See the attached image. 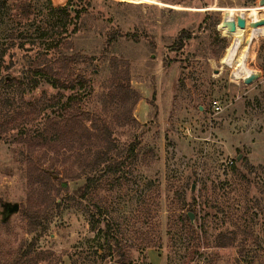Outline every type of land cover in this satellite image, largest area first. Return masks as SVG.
Here are the masks:
<instances>
[{
    "label": "rangeland",
    "instance_id": "rangeland-1",
    "mask_svg": "<svg viewBox=\"0 0 264 264\" xmlns=\"http://www.w3.org/2000/svg\"><path fill=\"white\" fill-rule=\"evenodd\" d=\"M63 2L0 0V264L34 237L30 264L118 263L92 229L97 209L131 264H264V0H72L80 19L53 44L40 34ZM47 65L74 87L52 89ZM64 105L110 136L43 124ZM104 150L118 172L91 171ZM7 202L19 209L4 218ZM27 208L48 220L41 235Z\"/></svg>",
    "mask_w": 264,
    "mask_h": 264
},
{
    "label": "trees",
    "instance_id": "trees-1",
    "mask_svg": "<svg viewBox=\"0 0 264 264\" xmlns=\"http://www.w3.org/2000/svg\"><path fill=\"white\" fill-rule=\"evenodd\" d=\"M254 0H243L244 4H249L252 3ZM72 0H65V2L54 5V7H50V11L52 12L51 15L54 16L55 21L54 23L49 27L43 30V32L40 34V36L44 40H49L53 44H61L62 42L66 41V37L70 35V32L72 30H75V23L77 20L80 19V14L81 12L77 9L72 10ZM73 25L72 29L69 30V26ZM181 34H185V38H189V34L185 33V31H182ZM107 41L105 43V48L107 50H110L109 48L112 46V41L116 38L117 34L116 32L114 33H109L108 34ZM176 44L178 45L179 48L183 46V39L180 37L176 40ZM87 58L86 56L80 54V53H75L71 55L64 54L62 52H59L55 59L58 62H61L64 65L71 64L73 61H76L77 59H84ZM54 59V58H53ZM88 59H93L92 57H88ZM56 61V62H57ZM56 64V63H55ZM39 74L42 75L44 80L48 83V85L52 89H60V88H73L74 84L71 82H68L65 78L60 76L59 67L55 66H46L43 69H39ZM54 100V99H53ZM52 100V102H53ZM64 104V103H63ZM30 104L29 106H31ZM53 106V103H51ZM65 105L62 107L57 108V111L55 113L51 114H46L44 117V123L46 124L47 122L52 124L53 128L57 129H67L70 131L74 136H80L81 132H97L100 134V136H110V132L108 130V127L104 124H100V122L97 121V117L94 116L90 118V124L86 125L83 119L78 118V113L74 110L70 109H64ZM64 112L62 114V119L59 117L58 114H61V112ZM48 125V124H46ZM48 133V132H47ZM50 138L54 139V135L51 134ZM106 140V139H105ZM108 141V140H106ZM73 143H78L77 139H74L72 141ZM109 143L112 142L111 140L108 141ZM139 144V141L134 140L128 145V152L130 154H133L134 148ZM101 156L97 158V160L92 164L91 171L94 170H100V165L102 164L101 169L105 173H116L120 170L121 164H123V161H119L117 159H114L110 156V153L107 150L101 151ZM32 164V159L28 158L26 160V165L28 168L31 167ZM52 167V166H51ZM85 172V171H84ZM40 173L49 179V173L40 168ZM92 177L86 176L85 182L83 186L80 189V195L79 198L84 199L86 194H88L91 185H92ZM66 185V184H64ZM72 199V197H69ZM61 200L58 202L56 199H50V204L47 205V210H56L59 209L61 205ZM97 209V207H96ZM47 213V211H45ZM102 212L97 209V219L91 221V226L92 229L96 231V236L102 235L103 240L106 243V247L113 253L116 254L117 256V262L120 264H131V261L129 259L128 253H127V247L130 245L126 243V241L123 243L121 240H114L112 238L111 232V224L108 220L101 221V215ZM43 212L41 210H34L27 208L24 210V216L26 218V226L28 229V232L31 233H36L38 235H41L46 227H47V222L43 221ZM185 219L187 220L189 227L192 228L190 225L189 221V216L187 214L184 215ZM103 222V226L98 227L99 224ZM37 240V237L33 238V241H31L24 249H20L15 255L14 260L10 264H30L32 261L33 257V244H35ZM146 246H149V243H147ZM224 246V245H220ZM41 252L36 253V256L38 257L41 256ZM49 256L45 255L43 258H47ZM47 264H61L58 260H51Z\"/></svg>",
    "mask_w": 264,
    "mask_h": 264
},
{
    "label": "water",
    "instance_id": "water-1",
    "mask_svg": "<svg viewBox=\"0 0 264 264\" xmlns=\"http://www.w3.org/2000/svg\"><path fill=\"white\" fill-rule=\"evenodd\" d=\"M261 24H264V22H262ZM238 25H242V21H238ZM255 78H256V75L253 74V73H250L247 77H245L243 79V83L248 84L252 80H254ZM53 177L55 178L56 176L53 175ZM1 206H2V209H3V217L4 218L9 217L10 215L16 213L18 211V209H19L18 203H8L7 202V203L1 204ZM189 218H190V220H192V218H193L192 213H189ZM112 264H120V263H112Z\"/></svg>",
    "mask_w": 264,
    "mask_h": 264
}]
</instances>
